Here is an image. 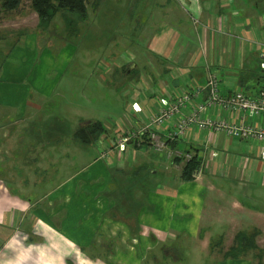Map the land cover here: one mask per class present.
Here are the masks:
<instances>
[{
  "label": "crops",
  "instance_id": "1",
  "mask_svg": "<svg viewBox=\"0 0 264 264\" xmlns=\"http://www.w3.org/2000/svg\"><path fill=\"white\" fill-rule=\"evenodd\" d=\"M128 1L132 2L123 0V5ZM147 2L150 14L141 17L153 21L149 30L143 27L138 32L143 50L134 65L135 77L145 83L146 78L148 84L143 93L134 87L130 104L139 98L149 109L159 94L173 92V96L183 85H203L209 67L217 72L225 97L236 88L247 94L260 88V59L252 39L264 38V0ZM87 7L90 15L100 4L89 0ZM21 11L25 19L27 13L32 15L30 7ZM125 15L140 13L135 9ZM58 24L62 32L64 20ZM52 37L54 42L41 41L29 28L14 38L0 36V147L10 144L6 153L0 149V264H168L165 261L176 249L168 245L180 236L192 247L190 251L177 248L180 254L186 253L188 264H264V157L260 156L264 140L194 129L176 148L193 153L198 149L203 164L199 176L182 181L174 163L167 180H157L155 187L147 189L132 179L142 172L139 168H144L149 156L164 157L163 153L148 145L134 149L130 145L121 159L111 153L101 155L95 142L91 146L97 155L83 160L79 168L67 163L69 168L58 174L57 185L41 186L50 178H41L43 170L60 169L52 152L64 139L41 143L27 138L21 128L28 127L40 104L53 94L58 75L76 49L69 42L64 48L63 39ZM111 47L118 48V42ZM220 115L232 122L264 126V117L228 110ZM113 128L107 133L112 135ZM27 140L43 147L35 170L30 162L32 150L29 158L21 157ZM216 150L220 154L212 157ZM15 152L18 159L12 162ZM69 154L66 149L61 159ZM216 225L222 227L215 229ZM242 231H257V248L238 258H225L224 251ZM173 256L177 264L178 256Z\"/></svg>",
  "mask_w": 264,
  "mask_h": 264
},
{
  "label": "rangeland",
  "instance_id": "2",
  "mask_svg": "<svg viewBox=\"0 0 264 264\" xmlns=\"http://www.w3.org/2000/svg\"><path fill=\"white\" fill-rule=\"evenodd\" d=\"M147 1L148 0H137V3H134L135 7L137 6L140 8L144 6V9L136 10L140 13L139 16L128 15L127 17L124 13L127 12L128 14L127 10L129 6L132 5L131 3L129 4V1L127 6L123 5V0H97L98 4H100V9L94 10L93 13L90 12V15H88L85 21L78 25L75 24L74 26L76 29L73 28L70 34L65 31V28L62 32L57 29L56 25L58 23V25L62 24V18L61 16L55 18L56 25L51 26L53 35L65 41H63L64 48L68 45L66 42H69L71 46L75 45L76 49L75 52H72V57L68 61L66 68L58 75L53 94L40 104L38 110H41L37 112L34 118H27L30 120L28 127L21 128L22 133H27V138L30 140L39 139L41 143L48 142L56 137L64 139L62 143L57 144L58 149L52 152L59 162L58 166L60 169L59 171L57 169L58 172H54V170H43L45 175L41 178L44 179L46 176L50 178L46 183L43 182L41 184L42 187L49 188V185H57L59 182L58 174L69 168V164L70 167L77 166V168H79L83 160L87 158L92 159L94 154H98L97 151L93 149L95 146H91V143H82L75 138L73 133L75 126L79 127L80 124H83V121L95 120L103 123V125L110 130L111 126H115L114 124L116 123L114 122L117 119H123V123L127 124L131 122L128 105L134 97L131 91L135 92V90L129 82H137V77H135V75L138 73V68L136 65H133L136 67V71L132 75H125L123 73V68L129 66L132 61H137L139 52L143 50V48L140 47L143 38H141V34L138 35V32L143 27L147 30L149 24H152L151 21H153L151 18L146 20V17H141V14L146 15V13H148L145 9V7L148 6ZM23 9H29V2H25L20 10L15 11V13L13 12L9 15L0 13V36L14 38V36H21L28 28L32 29L33 32L37 30V13L31 9L32 15L27 13L26 15H28V18L25 19L21 17L23 15V11L21 10ZM136 23H138V25ZM52 33L41 32V34H39L40 40L45 41L46 38L53 40V37L49 36ZM113 36L116 38H112ZM52 42H54V40ZM115 42H118V48L111 47ZM71 46H69L70 49ZM48 49L54 54L55 47ZM129 55L131 57H129ZM108 59L110 60L109 63H107ZM145 80L148 84V80L146 78ZM140 92L143 93L144 90L141 89ZM145 93H148V91ZM153 98L154 97L151 99L153 100ZM137 101L143 103L139 98ZM55 124H57L58 127L53 128L52 126ZM5 129L8 130L9 128L6 127ZM107 132L108 131H106V133ZM70 135L72 137L68 140L66 137ZM17 146L19 147V145ZM41 146L42 144L30 145L27 140L26 151L21 156L29 158L28 152L30 150L33 151L30 159L33 170L40 165L39 161H37V154H42L41 151L43 147ZM129 146L130 145H128V150ZM132 146L133 149L138 147L136 145ZM6 147L9 149L10 144L5 145L4 149L3 146L0 147V149L6 153ZM66 149H68L70 153L69 157L65 155V158L63 156L61 159ZM39 150L40 152H38ZM16 152L12 153V162L18 159ZM76 153L77 155L79 154L80 160L77 159L78 156ZM169 158H167V160ZM52 159V161H54V157H52ZM154 159H159V161L156 162ZM171 159L167 162L165 156L158 157L156 154L154 156H149L144 162V168H139L142 172L138 174L134 173V175L136 174V178L132 180L139 181L144 189L155 187L157 180L164 181L169 178L167 171L174 169L171 167V164L174 165V161ZM67 163L69 164L66 165ZM183 163L184 162L178 164V167L175 166L176 175H178V173L180 175ZM164 167H166V169H164ZM30 170H28V173L31 175ZM154 170H156V172H154ZM126 177H128V175H126ZM48 182H50L49 185ZM33 194L30 195V197H32ZM114 195L119 197L116 190H114ZM220 227L222 226H214L215 229H219ZM172 245H174L176 249L165 263L174 264L173 255H176L178 256V260H176V262H178L177 264H188L190 261L187 259L186 253L180 254L177 248L190 251L192 247L189 245V241H187L185 237L182 239V236H180L179 239L172 240V243L168 246ZM159 258L161 259L162 257L159 256ZM164 259L165 257L162 261H164Z\"/></svg>",
  "mask_w": 264,
  "mask_h": 264
},
{
  "label": "built area",
  "instance_id": "3",
  "mask_svg": "<svg viewBox=\"0 0 264 264\" xmlns=\"http://www.w3.org/2000/svg\"><path fill=\"white\" fill-rule=\"evenodd\" d=\"M252 40L260 59L261 84L253 94L236 88L225 97L220 89L217 72L208 66L203 85H183L173 96V92L169 95L159 94L149 109L143 103L132 102V116H129L132 117L131 122L125 125L123 119H117L114 122L117 125L112 123L115 125L113 134L107 133V136L96 141L98 152L101 155L111 153L122 159L128 145H149L155 151L163 153L166 158L180 157L188 160L193 156V151H183L170 143L172 140H187L194 129L206 134L224 133L230 138L264 140V126L236 123L220 115L222 110H228L229 113L237 115L248 113L254 118L264 117V38L254 37ZM129 84H132L133 88L137 86L138 89H145L147 86L141 79ZM103 138H108L109 142ZM219 154L220 150L211 152L212 157ZM260 156L264 157L262 154ZM202 167L203 164L193 173V179L199 176Z\"/></svg>",
  "mask_w": 264,
  "mask_h": 264
},
{
  "label": "trees",
  "instance_id": "4",
  "mask_svg": "<svg viewBox=\"0 0 264 264\" xmlns=\"http://www.w3.org/2000/svg\"><path fill=\"white\" fill-rule=\"evenodd\" d=\"M25 1H28L30 9L37 13V30H35L34 33L37 35L39 40V34H41V32L52 33L53 30L51 29V26L56 25L53 23V19L57 15L62 16V20H64L65 31H67L69 34L73 28H75V24L78 25L79 23L85 21L89 15L87 7L89 0H1L0 13H4V15H9L13 12L15 13V11L20 10ZM131 1L132 5L131 8H129L128 13L132 14V11L135 12V9L137 10V6L135 7L134 4L137 3V0ZM52 35L53 33L49 36L52 37ZM47 39L49 40V38H46V40ZM131 64L123 68V73L125 75H132L136 71V67L133 66L135 62L132 61ZM89 121V124L79 126L75 131L74 136L78 141L80 140L82 143L93 144L100 138L107 136V128L103 125V123L95 120ZM178 142V140H172L170 145L176 147ZM196 149L197 148L194 149L195 151L193 156L188 160H184L180 157H173L171 159L177 164L184 162L180 171V179L184 182L193 180V173L201 165V157L199 156L198 149L197 151ZM186 151H190V149H187ZM256 235L257 231L237 232L234 237L233 244H231L227 250L224 251V257L238 258L242 255V252L247 251L249 248H257L255 243Z\"/></svg>",
  "mask_w": 264,
  "mask_h": 264
},
{
  "label": "water",
  "instance_id": "5",
  "mask_svg": "<svg viewBox=\"0 0 264 264\" xmlns=\"http://www.w3.org/2000/svg\"><path fill=\"white\" fill-rule=\"evenodd\" d=\"M90 121H83V124L82 125H86V124H89Z\"/></svg>",
  "mask_w": 264,
  "mask_h": 264
},
{
  "label": "bare ground",
  "instance_id": "6",
  "mask_svg": "<svg viewBox=\"0 0 264 264\" xmlns=\"http://www.w3.org/2000/svg\"><path fill=\"white\" fill-rule=\"evenodd\" d=\"M53 250V249H52Z\"/></svg>",
  "mask_w": 264,
  "mask_h": 264
}]
</instances>
